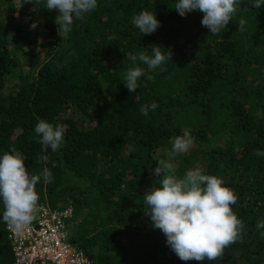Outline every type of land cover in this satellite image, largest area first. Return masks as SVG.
Here are the masks:
<instances>
[{
    "label": "trees",
    "instance_id": "1",
    "mask_svg": "<svg viewBox=\"0 0 264 264\" xmlns=\"http://www.w3.org/2000/svg\"><path fill=\"white\" fill-rule=\"evenodd\" d=\"M174 4L99 0L60 36L45 0H0V153L14 148L33 174L52 172L53 182L36 186L38 204L72 209L61 217L65 239L90 264H264V229L256 228L264 218V157L255 155L264 149V8L245 0L214 35L202 12L181 17ZM141 10L160 21L152 34L141 36L131 23ZM153 45L169 50L171 61L155 70L137 61L146 76L129 93L127 57ZM152 102L158 107L142 115ZM40 120L67 125L56 152L38 142ZM185 129L194 144L172 157ZM161 159L178 177L198 167L237 194L232 207L244 229L216 260L181 261L151 227L143 193L159 183L151 173ZM6 226L0 222V264H13Z\"/></svg>",
    "mask_w": 264,
    "mask_h": 264
},
{
    "label": "clouds",
    "instance_id": "2",
    "mask_svg": "<svg viewBox=\"0 0 264 264\" xmlns=\"http://www.w3.org/2000/svg\"><path fill=\"white\" fill-rule=\"evenodd\" d=\"M27 2L32 3V0ZM98 2L99 0H45L47 10L56 13L54 22L60 36L61 33L69 35L75 21L95 11ZM244 3L245 0H175L174 9L181 17L195 11L202 12V26L211 34L218 35L230 24ZM248 3L254 9L264 8V0H248ZM131 23L141 36L152 34L160 27L156 13L147 10L134 15ZM246 23L244 19H240L238 31H244ZM37 26L35 21L30 24L32 29ZM127 58L133 62V67L127 69L123 84L129 93H134L139 87L140 78L146 76L145 68L139 66L137 61L146 65L147 69L155 70L171 61V52L168 50L162 53L160 45H153L150 51L145 49L138 56L131 55ZM157 107L158 104L152 102L140 111L147 116L149 110ZM66 131L67 125L52 124L45 120L38 121L34 128L38 142L52 152L60 149ZM194 140L191 132L185 129L182 135L176 136L172 141V157L187 154ZM255 155L264 157V149H257ZM25 160V154L14 148L0 153V204L3 205L0 222L7 224L16 234H22L33 223L39 202L37 184L41 180L48 184L54 179L47 168L40 174H33L26 168ZM151 174L159 178V183L143 193L144 204L148 209L144 213L148 216L151 227L163 233L166 245L181 261H214L223 255L226 247L240 239L244 224L232 207L237 204L238 197L233 189L226 186L223 178L206 174L198 167L189 169L182 177H178L173 164L164 159L157 161ZM67 209L71 210V215L72 209ZM256 228L264 229V218L258 220ZM69 247L73 251L72 256L77 257L80 264H90L79 251L76 252L70 245ZM13 256L15 261L14 251Z\"/></svg>",
    "mask_w": 264,
    "mask_h": 264
},
{
    "label": "built area",
    "instance_id": "3",
    "mask_svg": "<svg viewBox=\"0 0 264 264\" xmlns=\"http://www.w3.org/2000/svg\"><path fill=\"white\" fill-rule=\"evenodd\" d=\"M70 211L52 213L47 205L39 203L33 223L22 234L14 233L7 225L15 252L13 264H66L65 256L71 249L65 239L67 231L61 217H68ZM74 258L77 257L70 262L80 264L79 259Z\"/></svg>",
    "mask_w": 264,
    "mask_h": 264
},
{
    "label": "rangeland",
    "instance_id": "4",
    "mask_svg": "<svg viewBox=\"0 0 264 264\" xmlns=\"http://www.w3.org/2000/svg\"><path fill=\"white\" fill-rule=\"evenodd\" d=\"M34 21H35V20H34ZM34 21H32V22H34ZM27 25H29V24H27ZM11 54H14V52L11 51ZM70 229H71V228H70ZM70 229H69V230H70ZM67 231H68V230H67ZM72 254H73V251L70 250L69 253L65 256V258H66L65 261H67V263L70 262L71 259H73ZM76 259H77V258H74V260H76ZM67 263H66V264H67ZM68 264H78V263H76V262H74V261H71V262L68 263Z\"/></svg>",
    "mask_w": 264,
    "mask_h": 264
}]
</instances>
